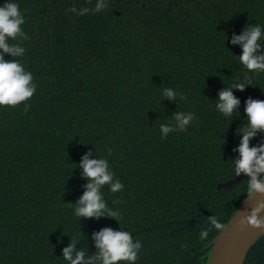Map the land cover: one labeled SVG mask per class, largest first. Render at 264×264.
Instances as JSON below:
<instances>
[{
    "label": "trees",
    "instance_id": "obj_1",
    "mask_svg": "<svg viewBox=\"0 0 264 264\" xmlns=\"http://www.w3.org/2000/svg\"><path fill=\"white\" fill-rule=\"evenodd\" d=\"M17 3L28 39L9 42L26 49L37 89L27 111L24 102L0 106V264H68L62 249L72 238L94 254L93 233L104 227L142 241L135 264H204L219 233L198 239L208 216L226 224L248 196L246 175L218 185L237 178L245 101L264 100V72L246 69L231 43L246 26L264 25V0H107L84 15L68 9L96 0ZM245 74L252 84L233 87L239 115L226 118L218 94ZM187 111L195 119L186 131L162 139L160 124ZM259 143L264 132L250 141ZM86 154L106 157L124 184L102 186L120 221L73 215L88 182L79 167ZM244 264H264V235Z\"/></svg>",
    "mask_w": 264,
    "mask_h": 264
},
{
    "label": "clouds",
    "instance_id": "obj_2",
    "mask_svg": "<svg viewBox=\"0 0 264 264\" xmlns=\"http://www.w3.org/2000/svg\"><path fill=\"white\" fill-rule=\"evenodd\" d=\"M107 7V0H96L95 6L91 9L82 7L77 9L72 6L68 11L77 15H84L88 12H99ZM25 23V16L21 11L17 0H4L0 3V106H16L24 102L25 111L30 104L29 99L34 95L37 85L33 73L26 69L22 58L26 49L22 43H10L9 38L17 40L28 39L27 33L22 25ZM264 40V25L253 24L245 27L240 34H233L231 43L240 44L242 52L239 54V62L249 71L254 73L264 72V51L258 41ZM4 53L17 58L5 60ZM246 84H252L247 74L242 79H237L229 87L221 90L218 100L215 103L216 110L224 117L230 118L233 114L239 115L238 105L240 100L233 93V87L244 90ZM163 95L174 99L177 95L171 88L163 90ZM244 112L246 122L239 128L242 133L240 142L234 151L238 157L232 160L234 174L238 177L242 173L247 176V194L251 197L254 193H264V143L250 145V141L258 132H264V100L247 98ZM195 119V113L191 111L177 112L174 114L175 124L161 123V138H166L172 131H186ZM108 155L112 149L106 148ZM83 169V175L88 179L85 191L78 202L73 205V215L76 217H115L120 221V213L117 209L108 207L103 199L102 186L108 185L111 192L123 190L124 184L119 178H115L113 171H109L110 163L106 157L89 158L86 154L79 162ZM264 211V202L259 203L251 210L250 215L242 219L241 223H248L254 227H264V218L260 217ZM222 231L225 224L217 219L216 215L208 216L207 226L202 227L198 239L203 241L208 238L212 229ZM93 239L97 251L94 254L86 255L87 250L75 248L77 238L73 237L72 242L62 249L63 260L68 264H135L139 259L142 249V241L134 237L132 232L114 230L111 227H104L93 233Z\"/></svg>",
    "mask_w": 264,
    "mask_h": 264
},
{
    "label": "water",
    "instance_id": "obj_3",
    "mask_svg": "<svg viewBox=\"0 0 264 264\" xmlns=\"http://www.w3.org/2000/svg\"><path fill=\"white\" fill-rule=\"evenodd\" d=\"M246 174L220 182L218 187H232ZM264 202V193L246 197L234 212L225 228L213 238L207 260L204 264H244L251 247L264 235V227L241 223L251 210ZM264 218V211L259 214Z\"/></svg>",
    "mask_w": 264,
    "mask_h": 264
}]
</instances>
